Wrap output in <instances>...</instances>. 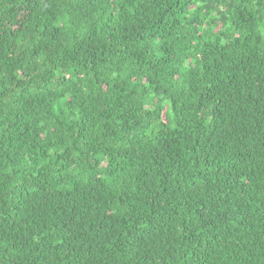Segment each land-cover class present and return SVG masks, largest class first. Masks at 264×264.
<instances>
[{"label": "trees", "instance_id": "1", "mask_svg": "<svg viewBox=\"0 0 264 264\" xmlns=\"http://www.w3.org/2000/svg\"><path fill=\"white\" fill-rule=\"evenodd\" d=\"M0 264H264V0H0Z\"/></svg>", "mask_w": 264, "mask_h": 264}]
</instances>
